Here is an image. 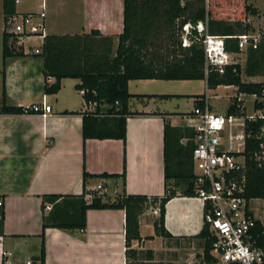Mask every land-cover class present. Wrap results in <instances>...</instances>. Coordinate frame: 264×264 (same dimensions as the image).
I'll use <instances>...</instances> for the list:
<instances>
[{"label":"crops","instance_id":"1","mask_svg":"<svg viewBox=\"0 0 264 264\" xmlns=\"http://www.w3.org/2000/svg\"><path fill=\"white\" fill-rule=\"evenodd\" d=\"M21 1L24 0L15 5L16 13L43 14L46 36L81 35L94 29L113 37V51H116L117 35L123 28V0H39L35 8H18ZM5 33L8 31L0 0V106L4 91L8 106L25 108L44 103L50 106L51 112L46 116L0 114V200L3 203L0 207V264H33L40 255L42 217L50 211L41 209L43 196L80 197L83 193L87 204L95 195L100 196L103 203L113 202L123 193L148 198L149 204L139 216L140 240L130 244L139 262L208 264L204 259L203 241L198 238L204 226L203 205L195 197L181 195L186 187L183 181L165 180L164 162L165 126L181 129L179 139L178 131L170 133L173 138L167 153H174L170 167L176 176L188 172L194 176L192 152L187 142H192L194 149L195 133L188 126L189 117L195 106L204 103L212 113L221 114L215 112L209 95L213 90L207 88L206 82L129 81L128 92L137 97L128 102V110L133 115L126 119L125 140L84 139L83 115L100 110L102 117L109 107L97 108L95 103L86 102L80 94L82 90L76 89L80 82L77 79H63L57 94L45 95L42 62L37 57L8 59L3 76ZM7 44H13L14 49L24 54H33L41 48L43 39L31 37L17 44L10 38ZM259 78L261 76H241L246 83H260ZM53 82L51 78L49 83ZM193 83H201L203 93L190 91ZM219 88L236 92L228 99L225 112L221 114L225 115L232 99L245 94L238 93L234 86H219L215 90ZM202 95L203 98H195ZM244 102L245 99L242 107L246 111ZM188 155L191 160L187 159ZM175 156L187 161L184 169L178 167ZM84 173L91 176L85 185ZM167 188L176 195L165 205L163 226L169 237L164 238L156 236L154 229L159 217L154 211L159 204L150 202L154 197H163ZM47 205L50 204L45 207ZM85 218L84 231L45 230V264H126L124 211L90 209Z\"/></svg>","mask_w":264,"mask_h":264},{"label":"trees","instance_id":"2","mask_svg":"<svg viewBox=\"0 0 264 264\" xmlns=\"http://www.w3.org/2000/svg\"><path fill=\"white\" fill-rule=\"evenodd\" d=\"M232 0H210L208 10L206 0H123V28L117 35V48L113 51L114 41L111 36H104L98 30L74 36L47 35L39 54H24L20 49L16 50L8 45V40L15 38L12 34H4L3 44V71L6 62L12 57L32 56L41 59L44 76L45 95H55L61 88L63 79H77L78 91H85V101L95 103L97 108L107 105L103 116H99L100 110L95 114L83 115L82 136L84 139H117L125 140L126 119L133 113L128 110V102L132 97L127 89L129 81L135 80H160V81H200L206 82L207 88L215 90L219 86H234L237 92L248 96L264 95V83H246L241 79L242 74L247 77H264V38L256 50H247L245 66L231 64L226 66L222 73L211 69L207 75L204 72V52L202 47L203 37L195 30H191L188 47L182 46V28L186 24L192 26L202 22L206 26L207 34L224 38L225 49L229 53L237 54V36L254 31L252 25L246 21V16L256 15L255 9L246 4V0H233L241 2V11L245 18L232 20L229 3ZM3 15L7 28V21L17 15L15 0H2ZM170 43L168 55H161V42L164 39ZM53 83H49L50 79ZM145 97V96H144ZM155 97V96H146ZM167 99L171 96H159ZM196 96L195 98H203ZM5 92L2 93L0 114L19 115L34 113L26 111L22 107H12L5 103ZM117 103V104H116ZM243 102H237L233 98L227 115H244L241 110ZM201 105L200 102L197 103ZM255 107H259L255 105ZM262 126V121L255 123L246 122V132L251 134L246 140L244 155L246 157V191L247 200H264V174L255 160L254 153L258 150L259 141L255 135ZM174 131H178V139L182 135L181 129H172L165 126L164 129V162L165 180L183 181L186 184L181 195L195 197L191 172L176 176L172 173L171 163L174 156L167 153L170 139ZM189 144L192 152L193 143ZM174 154V153H173ZM177 157V156H175ZM191 160V155L186 156ZM178 167L185 168L187 161L177 157ZM91 177L84 173V185ZM116 178L117 176H106ZM85 190V189H84ZM176 192L168 189L163 197L152 198L151 204H159V217L154 222L155 235L169 237L165 232L163 220L165 205L175 197ZM47 195L42 197V211L45 205L52 207L48 214L42 217V243L40 255L33 260V264H45L44 232L49 228L65 231L85 230L86 212L90 209L97 210H123L125 213V255L126 264H145L137 260V254L131 249V241L140 240L139 216L143 213L149 200L146 196L118 195L113 202L103 203L100 196H94L91 203L87 204L83 197ZM254 234L260 246L264 242V227L256 221ZM198 238L203 241L204 259L208 264L215 262L210 255L214 238L211 236L208 226L204 224ZM32 264V263H31Z\"/></svg>","mask_w":264,"mask_h":264},{"label":"built area","instance_id":"3","mask_svg":"<svg viewBox=\"0 0 264 264\" xmlns=\"http://www.w3.org/2000/svg\"><path fill=\"white\" fill-rule=\"evenodd\" d=\"M18 2L19 0H15V5ZM247 22L250 24L249 20ZM191 30L203 37L205 75L211 69L222 73L226 66L236 64L234 57L249 49L256 50L264 38L263 22L258 31L237 36L238 53L233 54L226 51L223 37L207 34L202 22L195 26H183V47L190 44ZM7 31L14 36L17 44H23L31 37L44 39L43 14H17L7 21ZM39 53V48L33 51V54ZM80 94L84 96L85 91L82 90ZM252 97V114L245 110H241L244 113L242 116L214 114L204 103L202 106H195L189 117L188 126L195 133L192 151L194 194L203 205L204 224L214 238L210 255L215 262L211 264H264V242L262 246L257 242V235L254 234L257 219L249 207L253 199L247 200L245 197L247 178L244 151L246 140L251 135L246 132V122L262 121V126L254 136L259 144L253 159L264 174V95ZM235 98L237 102L244 101L241 95ZM25 109L43 116L51 112L50 106L44 103L33 104ZM2 205L0 200V207ZM45 208L50 210L51 206L47 205ZM154 212H160L159 206Z\"/></svg>","mask_w":264,"mask_h":264},{"label":"rangeland","instance_id":"4","mask_svg":"<svg viewBox=\"0 0 264 264\" xmlns=\"http://www.w3.org/2000/svg\"><path fill=\"white\" fill-rule=\"evenodd\" d=\"M229 3V10L232 14L231 18L232 20L242 19L245 18L242 11H241V2L235 1H227ZM39 0H24L21 1V4L18 5L19 7H37L39 5ZM246 4H249L252 6L255 11L256 15H248L246 16V21L249 20L250 24L253 26L255 32L258 31L262 26L264 22V0H246ZM210 5V0H206V8L208 10V7ZM169 42L165 38L161 42V55L166 56L168 55L166 53V49L170 50L171 47H169ZM247 58V53H242L241 56L234 57L233 61L237 64H240V66L244 67L245 62ZM243 80L247 81L246 78L243 76ZM257 80H260L264 83V77H261ZM190 91L194 93H203L204 86L201 83H193L190 85ZM209 95L211 96V102L215 108L216 113L223 114L225 112V109L227 107L228 99L230 97H233L236 95V92L234 90L219 88L217 90H213L212 92H209ZM216 97V98H214ZM245 99L244 106L246 107V111L248 114H252L253 112V97L248 95H243L242 97ZM250 209L252 210V213L257 218V220L260 221V223L264 226V200H252L250 202Z\"/></svg>","mask_w":264,"mask_h":264}]
</instances>
